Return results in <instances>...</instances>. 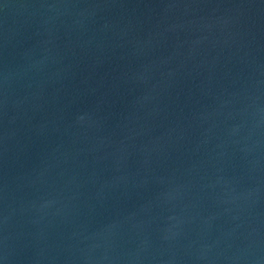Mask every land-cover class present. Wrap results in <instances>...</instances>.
Instances as JSON below:
<instances>
[{
    "label": "water",
    "instance_id": "obj_1",
    "mask_svg": "<svg viewBox=\"0 0 264 264\" xmlns=\"http://www.w3.org/2000/svg\"><path fill=\"white\" fill-rule=\"evenodd\" d=\"M0 264H264V0H0Z\"/></svg>",
    "mask_w": 264,
    "mask_h": 264
}]
</instances>
